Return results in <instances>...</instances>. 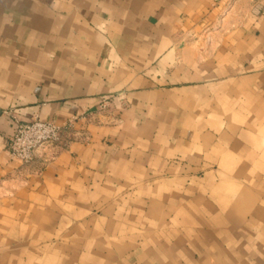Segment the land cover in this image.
I'll use <instances>...</instances> for the list:
<instances>
[{
  "label": "crops",
  "instance_id": "crops-1",
  "mask_svg": "<svg viewBox=\"0 0 264 264\" xmlns=\"http://www.w3.org/2000/svg\"><path fill=\"white\" fill-rule=\"evenodd\" d=\"M0 264H264V0H0Z\"/></svg>",
  "mask_w": 264,
  "mask_h": 264
},
{
  "label": "built area",
  "instance_id": "built-area-1",
  "mask_svg": "<svg viewBox=\"0 0 264 264\" xmlns=\"http://www.w3.org/2000/svg\"><path fill=\"white\" fill-rule=\"evenodd\" d=\"M106 106V100H103L101 107ZM78 117L79 115H74L66 124H59L53 120H44L39 116L27 121L13 116L14 132L9 136L7 146L14 157L23 164H30L39 148L59 142L63 132L73 127Z\"/></svg>",
  "mask_w": 264,
  "mask_h": 264
}]
</instances>
